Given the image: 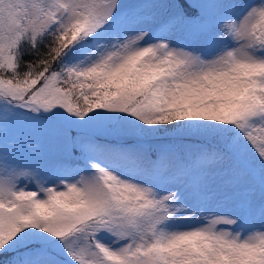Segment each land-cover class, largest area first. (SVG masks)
Instances as JSON below:
<instances>
[{
	"label": "snow or ice",
	"instance_id": "1",
	"mask_svg": "<svg viewBox=\"0 0 264 264\" xmlns=\"http://www.w3.org/2000/svg\"><path fill=\"white\" fill-rule=\"evenodd\" d=\"M0 264H264V0H0Z\"/></svg>",
	"mask_w": 264,
	"mask_h": 264
}]
</instances>
